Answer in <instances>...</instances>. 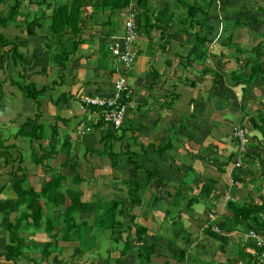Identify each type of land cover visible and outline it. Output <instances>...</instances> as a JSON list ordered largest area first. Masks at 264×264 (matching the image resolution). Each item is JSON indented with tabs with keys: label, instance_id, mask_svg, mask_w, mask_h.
I'll return each instance as SVG.
<instances>
[{
	"label": "crops",
	"instance_id": "1",
	"mask_svg": "<svg viewBox=\"0 0 264 264\" xmlns=\"http://www.w3.org/2000/svg\"><path fill=\"white\" fill-rule=\"evenodd\" d=\"M19 1L13 20L0 26L4 39L25 56L13 63L11 45H0V200L16 197L14 176L40 190L61 174L63 190L77 187L80 200L90 205L99 198L127 200L125 181L133 179L142 204L126 202L135 216L126 223L147 229L141 236L133 228L135 244L157 243L149 264H249L254 250L250 222L264 221V0H197L196 5L209 7L192 20L185 10L195 0H146L156 10L150 16L159 19L145 24L134 12L139 28L130 64L109 50L121 42L129 11L112 26L93 15L80 23L74 50L70 30L63 32V47L71 51L64 67L50 60L46 42L54 2L72 0ZM10 3L2 0L0 17L9 15ZM207 16V24L193 25ZM257 66L260 72L251 74ZM119 75L127 80L130 103L111 143L112 164L101 130L93 126L101 120L100 108L84 105L82 96H112ZM59 79L38 102L11 83L32 80L40 87ZM26 121L31 122L28 131L34 123L42 125L36 152L49 153L41 164L31 156L37 145L16 136ZM237 127L245 134L243 151L233 133ZM74 177H80L78 184ZM41 205L45 208L36 203ZM16 216L11 212L9 220ZM3 218L0 212V252L9 241ZM77 220L93 225V210L77 213ZM55 225L51 232L22 228L19 235L29 243L56 236L48 263L54 257L62 264L77 263V242L62 239L63 223ZM122 246V239L103 237L97 255L84 254L77 264H143L134 254L119 262ZM39 251L30 255L39 257ZM27 260L23 255L18 264ZM5 263L0 255V264Z\"/></svg>",
	"mask_w": 264,
	"mask_h": 264
},
{
	"label": "trees",
	"instance_id": "2",
	"mask_svg": "<svg viewBox=\"0 0 264 264\" xmlns=\"http://www.w3.org/2000/svg\"><path fill=\"white\" fill-rule=\"evenodd\" d=\"M192 2V5L186 7V18L192 20L193 15L198 11L209 7L196 5L197 1ZM214 0H204V2H210ZM2 0H0V4ZM203 3V2H201ZM205 5V4H204ZM211 5V4H210ZM21 2L19 0H11L10 12L8 16L0 17V26H5L8 21L13 20V15H15L18 8H20ZM90 6L91 11L88 13L86 7ZM125 11L138 13L141 18H144V23L147 21L157 22L159 16H150L155 13L156 10L147 5L146 0H94L93 2H88L85 0H72L71 2L55 1L51 20L49 24V39L46 42V49L50 51V60L54 61L58 66L64 67L65 60L68 58V54L71 53L69 50H65L63 47V32L66 29L70 30V37L72 39V50L78 45V41L75 40L76 36L81 32L82 28L80 23L86 19H92L93 15L103 16L105 18V23H109L111 26L114 23L116 17L119 18L121 13ZM158 18V19H157ZM213 19V17H212ZM211 20V17H205L201 22L193 21V25L201 27L207 24ZM215 25L218 24V19H213ZM37 22V18H35ZM103 22V23H104ZM139 24L136 25V30L138 32ZM0 45L8 46L11 45V57L13 58V63H16V58L20 59V62L25 60V56L19 54L16 50V45L13 42L4 39L0 34ZM58 49L59 51L54 53L53 51ZM260 66H257L258 70H252L254 72H260ZM261 68V67H260ZM60 79L53 81L50 85H43L38 87L37 84L29 80L27 83L19 84L16 81L11 80V83L16 84L19 89L23 92L26 97L34 99L38 102L40 95L47 92L49 88L60 83ZM124 97L121 98V102H125ZM96 107L97 106H92ZM101 111V109H100ZM38 114L35 115V120H37ZM31 124L30 121H26L23 125L18 127L16 131V136L26 137L30 142L38 144L40 140L43 139L42 125L34 123L31 125L30 131L26 127ZM101 130L102 143L105 148L108 149V153L111 156L112 164H114V155L111 151V143L115 140V133L117 129L112 123L105 122L101 117L93 124ZM264 135V129L262 130ZM36 148L41 146L37 145L31 151V156L33 162L36 164H41L49 152L39 153L36 152ZM52 149V148H51ZM4 155V152H0V157ZM15 181L12 184V189L16 193L14 199L8 198L5 200H0V212L3 213V230L8 233L9 241L3 247L0 255L4 257L6 261L5 264H18L23 255L27 257L28 264H62L61 260L54 257L52 263H48L47 259L51 252L49 249L57 242V237L53 241L45 243H29L23 237L19 235V230L22 228H33L34 230H39L43 228L46 232H51L57 224V221L63 223L64 230L60 236L64 240L76 241L77 244L73 248V256L77 258V263L81 260L82 255L90 254L92 250L94 251L100 246V240L103 237H109L116 243H119L122 239L123 246L120 250V259L122 256H127L130 254L135 255V259L143 264H149L151 262L150 257L155 252L156 242H147L142 240L140 244H135V238L132 237L131 233L134 228V233L143 236L147 229L139 225H127L126 219L133 220L134 215L128 211V205L134 206L137 204H142V199L139 194V184L136 180L127 179L125 182L128 184V199L123 198L117 199H103L99 198L94 201L93 205L90 203L82 202L80 200L81 192L77 187H68V189L63 190L62 183L65 177L61 174H55L51 177V180L44 182L40 190L34 189L32 186L25 185V177L22 179L14 176ZM74 184H78L80 177H74L72 179ZM42 202L45 206L36 207V203ZM261 210V207H257ZM93 210L94 221L93 225H89L86 221L79 222L77 220V213L85 210ZM11 212H17V216L14 221L9 220V214ZM260 212V211H259ZM56 222V223H55ZM249 228L256 229L264 235V221L255 222L252 218ZM125 234V236H123ZM98 239V244L95 246V239ZM57 246V243H56ZM39 248V257H34L30 255L31 251L35 252ZM95 252V251H94ZM96 256L97 254L94 253ZM74 263V264H77ZM64 264H71L69 262H64Z\"/></svg>",
	"mask_w": 264,
	"mask_h": 264
},
{
	"label": "built area",
	"instance_id": "3",
	"mask_svg": "<svg viewBox=\"0 0 264 264\" xmlns=\"http://www.w3.org/2000/svg\"><path fill=\"white\" fill-rule=\"evenodd\" d=\"M134 12H129L124 21V34L121 42L109 45V50L118 60L124 64H130L135 56L133 42L137 37L136 24L134 22ZM124 97L125 102H121ZM130 91L127 87V80L124 76L119 75L113 82V94L109 97L101 96H82V102L86 106H97L101 109V117L105 122L112 123L118 129L121 127L127 105H129ZM233 133L238 140V149L243 151L246 145L244 131L240 128H234ZM236 166L240 165L236 161ZM248 235L254 241V250L249 264H264V235L256 229H249Z\"/></svg>",
	"mask_w": 264,
	"mask_h": 264
},
{
	"label": "rangeland",
	"instance_id": "4",
	"mask_svg": "<svg viewBox=\"0 0 264 264\" xmlns=\"http://www.w3.org/2000/svg\"><path fill=\"white\" fill-rule=\"evenodd\" d=\"M185 13H186V10H185ZM123 23H124V20H123ZM88 96H90V95H88ZM97 240H98V239L96 238V239H95V241H96V242H95V246H96V244H98V241H97ZM91 255H92V256L95 255L93 250H92V252H91ZM74 260H75V258L72 259V261H74Z\"/></svg>",
	"mask_w": 264,
	"mask_h": 264
}]
</instances>
